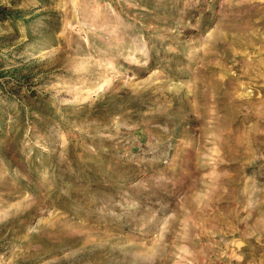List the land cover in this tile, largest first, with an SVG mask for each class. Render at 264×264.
<instances>
[{
    "label": "rangeland",
    "instance_id": "obj_1",
    "mask_svg": "<svg viewBox=\"0 0 264 264\" xmlns=\"http://www.w3.org/2000/svg\"><path fill=\"white\" fill-rule=\"evenodd\" d=\"M0 264H264V0H0Z\"/></svg>",
    "mask_w": 264,
    "mask_h": 264
}]
</instances>
